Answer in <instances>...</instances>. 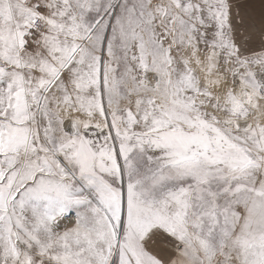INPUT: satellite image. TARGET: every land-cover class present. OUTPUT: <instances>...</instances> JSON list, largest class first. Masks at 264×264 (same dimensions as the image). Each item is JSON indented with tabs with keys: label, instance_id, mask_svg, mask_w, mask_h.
I'll return each mask as SVG.
<instances>
[{
	"label": "snow or ice",
	"instance_id": "6c2138e0",
	"mask_svg": "<svg viewBox=\"0 0 264 264\" xmlns=\"http://www.w3.org/2000/svg\"><path fill=\"white\" fill-rule=\"evenodd\" d=\"M0 264H264V0H0Z\"/></svg>",
	"mask_w": 264,
	"mask_h": 264
}]
</instances>
